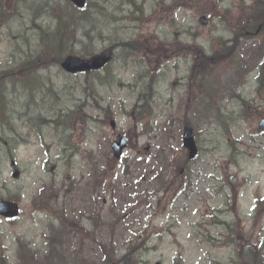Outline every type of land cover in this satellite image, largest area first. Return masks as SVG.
<instances>
[{"label":"rangeland","instance_id":"1","mask_svg":"<svg viewBox=\"0 0 264 264\" xmlns=\"http://www.w3.org/2000/svg\"><path fill=\"white\" fill-rule=\"evenodd\" d=\"M134 1V6L127 0L97 1L99 20L73 21L79 24L73 56L100 55L119 42L153 35L168 44L180 39L200 45L209 55L229 41L238 50L251 47L241 38L237 20L251 0H178L172 10L167 7L172 0ZM67 4L7 3L13 13L0 32V66H8L0 73L11 80L2 100L9 113L0 115V197L18 200L21 217L11 222L0 218V257L8 264L18 259L23 263L29 245L45 257L42 264H109L102 247L113 242L114 264H241L237 246L243 244L223 247L229 231L213 223L233 222L243 231L245 244L264 242V204H256L257 198H264V134L258 132L264 92L257 96L258 71L240 87L229 86L234 70L227 66L205 77L197 78L195 72L191 80L194 60L160 63L151 50L157 51L158 45L151 39V48L146 45L139 52L111 50L116 60L107 72L68 76L42 51L56 28L57 40L71 46L66 23L73 14ZM225 11L230 14L223 19H211ZM141 13L142 22L129 20ZM35 14L42 16L34 19ZM202 15L209 19L206 27L198 23ZM20 37L28 38L26 47L20 43V51L28 49L27 56L39 59L41 71L28 66L22 75L21 67L8 60L14 39ZM139 99L148 106L143 123L133 112ZM80 105L87 107L68 115ZM60 111L65 115L49 124V117ZM243 112L256 116L244 121ZM111 118L115 130L109 126ZM185 123L195 129L200 153L179 177L187 160L182 147ZM120 135L130 145L124 161L118 162L110 146ZM5 144L22 146L13 151ZM161 150L169 157L166 165L178 159L180 164L164 173L169 186L159 192L153 175L163 169ZM134 160L140 161L139 167L125 175V165ZM96 173L101 174V185L92 188ZM42 190L59 195L51 212L35 207ZM246 254L241 252V257Z\"/></svg>","mask_w":264,"mask_h":264},{"label":"water","instance_id":"2","mask_svg":"<svg viewBox=\"0 0 264 264\" xmlns=\"http://www.w3.org/2000/svg\"><path fill=\"white\" fill-rule=\"evenodd\" d=\"M77 7H84L85 0H71ZM108 62V59L99 57L92 61L91 65L76 59V58H68L62 65V67L69 73L76 74L78 72H84L89 70H97L100 69L105 63ZM261 129L264 130V121L262 122ZM125 141H121V145L116 146V151L120 150L122 147H125ZM184 145L187 149L190 150V158H194L196 156V148L193 140V133L189 128H186L184 135ZM0 214L5 217H15L17 216V205L12 203H5L0 201Z\"/></svg>","mask_w":264,"mask_h":264},{"label":"trees","instance_id":"3","mask_svg":"<svg viewBox=\"0 0 264 264\" xmlns=\"http://www.w3.org/2000/svg\"><path fill=\"white\" fill-rule=\"evenodd\" d=\"M126 48L128 50L140 51L139 48H145V44H141V43H139V44L134 43V45L133 44H126ZM63 53L64 54L66 53L68 55L72 54L71 51H64ZM52 58L55 59L56 64H59L61 62L62 55L60 54L57 56V55L52 54ZM213 59H215V60L212 62V59L206 58V60H207L206 66L201 67L200 75L205 74L206 72L212 71L213 68L209 67V65L220 62L222 57L216 55L215 57H213ZM223 225H225V223ZM228 226H230V225H228ZM232 235H236V237L239 238V241L241 242V240L243 238L242 235L230 232V236H232ZM230 239L231 238H229L228 240L231 241ZM113 249L114 248H113L112 244H110L109 249L104 248V255H105L107 260L112 261V256L114 255ZM241 252H243V253L247 252L245 259H243L241 257ZM238 253L240 254V258L242 259V264H264V249L262 252L261 250L253 248V246H251V248H248V249H246V247L242 246L241 248L238 249ZM0 264H4V262L0 261Z\"/></svg>","mask_w":264,"mask_h":264}]
</instances>
